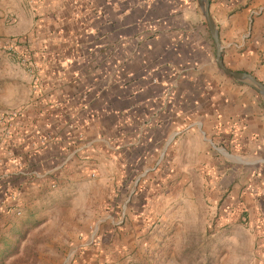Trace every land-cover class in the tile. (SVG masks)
Segmentation results:
<instances>
[{"label": "crops", "instance_id": "0c3cea01", "mask_svg": "<svg viewBox=\"0 0 264 264\" xmlns=\"http://www.w3.org/2000/svg\"><path fill=\"white\" fill-rule=\"evenodd\" d=\"M24 1L2 14L37 70L9 56L0 78V115L19 111L0 144V260L29 231L66 264H96L123 247L113 212L136 236L181 221L199 261L264 264L262 98L218 67L197 1ZM209 10L224 65L264 83V0Z\"/></svg>", "mask_w": 264, "mask_h": 264}, {"label": "rangeland", "instance_id": "374dc122", "mask_svg": "<svg viewBox=\"0 0 264 264\" xmlns=\"http://www.w3.org/2000/svg\"><path fill=\"white\" fill-rule=\"evenodd\" d=\"M23 2L25 1L23 0ZM27 2H29V5H34V0H28ZM10 9L11 6L8 0H0V78H2L1 74L5 73L6 81L9 80L10 74L14 71L11 65L12 62L8 60L9 56L12 58L15 57L17 62L22 67H25L20 61V58L25 55L21 54L19 49L16 48L18 39L15 38L14 41H12L9 40L13 39L12 37L4 36L5 32L18 33L23 28V25L14 24L10 22V20H7V18H3L2 14L5 12H9V14L12 13V15L17 13L15 9H12V11H10ZM7 47H11L13 51H9ZM90 188L95 191L98 190V187L95 186H90ZM110 199L111 198L103 199L101 202L102 207L100 208L106 209V206L110 207ZM95 203L100 204V200H94L93 204ZM104 216L106 215L94 213L91 217V226L96 220ZM120 218H122V220L117 223ZM112 222L116 223L113 224ZM106 223L109 228H115V231L112 232L118 234V238L123 241V247L119 252L116 250V253L111 251V255L103 257L102 260L96 264H213L209 261V258L206 262L199 261L200 258L203 260V256L200 257L197 247H185L183 241L184 234L181 235V221L175 222L173 219L169 222V225L164 226L163 229H160L161 226H154L152 232H150V230L142 231L138 236H136L137 232H132L130 227L126 226L127 224L131 225V221L130 219L125 221V216L112 212L109 217L106 218ZM118 226L122 228L118 229ZM28 232L29 231H19L17 232L18 234L11 233V237L16 238L12 246V251L17 252L18 255L16 254V256L9 261L3 260L0 264H66L63 261L64 256L60 253L61 250L59 246L56 247L53 245L51 248L48 239L44 238L45 234L37 235L34 233V235L29 238L31 243L25 242L24 240ZM106 232L108 234L110 233L108 231ZM106 232H102L101 238H103L107 244L111 242V239L109 236H103ZM39 238L40 240H38ZM116 242H118V240H116ZM51 249L54 251L52 254H50ZM7 251L8 247L4 252ZM62 252L65 253L63 250Z\"/></svg>", "mask_w": 264, "mask_h": 264}, {"label": "water", "instance_id": "95a60500", "mask_svg": "<svg viewBox=\"0 0 264 264\" xmlns=\"http://www.w3.org/2000/svg\"><path fill=\"white\" fill-rule=\"evenodd\" d=\"M198 7L200 9V12L204 18V21L206 23L207 29L209 31V34L213 40L214 43V49H215V59L218 67L227 75L231 76L235 80L239 82H243L252 88H254L262 98V105L264 107V83L258 80L255 76H253L251 73L246 71H238V70H232L230 68H227L224 65L222 54H221V41L219 38V32L216 26V23L210 13L209 7H210V0H196Z\"/></svg>", "mask_w": 264, "mask_h": 264}, {"label": "built area", "instance_id": "2783aa9c", "mask_svg": "<svg viewBox=\"0 0 264 264\" xmlns=\"http://www.w3.org/2000/svg\"><path fill=\"white\" fill-rule=\"evenodd\" d=\"M7 49L9 51H13L11 47H7ZM20 61L25 65L29 74L33 76L35 79L36 78L35 74L37 70V65L35 64V62L31 60L30 58H28L27 56H22L20 58ZM18 115H19L18 110L4 112L0 115V123H1L0 144H5L8 141V139L11 137L13 125ZM4 209L6 211H13L16 214L20 213V211L17 209H14L12 205H5Z\"/></svg>", "mask_w": 264, "mask_h": 264}, {"label": "trees", "instance_id": "16d2710c", "mask_svg": "<svg viewBox=\"0 0 264 264\" xmlns=\"http://www.w3.org/2000/svg\"><path fill=\"white\" fill-rule=\"evenodd\" d=\"M3 260H0V263L2 262Z\"/></svg>", "mask_w": 264, "mask_h": 264}]
</instances>
